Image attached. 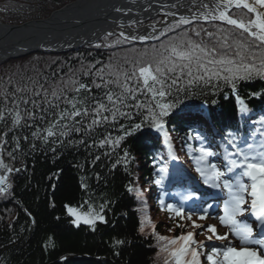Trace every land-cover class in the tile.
I'll return each mask as SVG.
<instances>
[{
	"label": "snow or ice",
	"instance_id": "1",
	"mask_svg": "<svg viewBox=\"0 0 264 264\" xmlns=\"http://www.w3.org/2000/svg\"><path fill=\"white\" fill-rule=\"evenodd\" d=\"M193 4L196 11L190 16L179 15L177 18V12L168 11L164 16L173 19L154 22L147 34L107 32L101 42L93 45L99 49L158 42L133 58L126 57L123 64L96 61L85 67L82 63L80 75L72 72L49 87L31 78L13 84L10 77L9 87L0 93V122L6 129L0 130V172L3 173L0 174V196L11 195L9 178L12 174L26 171V168H15L4 160L5 152L10 162L16 160V153L23 151L22 141L29 143L33 150L37 147L35 141L52 145L50 151L54 154L58 148L83 146L92 157V166L104 156L109 158L113 170L123 166L127 171L134 157L126 149L122 154L117 149L137 133L147 135L144 130L148 129L162 137L169 149V157L178 160L173 155L175 148L168 130V118L183 103L182 97L187 99L197 92L216 95L228 89L235 96L241 117L246 124L252 125L248 131L240 126L225 129L217 142L192 127L210 119L205 111L182 116L189 123L188 131L181 137L182 147L187 150L193 171L199 178L197 183L214 190L213 200L222 201V205L204 201L202 206L186 210L183 203L161 199L163 208L173 213L174 218H179L176 227H192L200 232H182L173 238L156 236L158 255L165 254L164 264H202V257L207 264H264V115L253 118L239 95L243 83L264 79V0H199L198 3L193 0ZM115 11L123 10L116 8ZM200 21L210 23L215 30L203 26L188 27ZM139 23L142 22L132 20L129 27ZM118 27L124 25L120 23ZM110 37L114 39L108 42ZM81 76L88 78L90 83L84 82ZM250 95L260 97L264 92ZM24 129L30 131L31 142L29 135H17ZM113 131L118 135H113ZM10 133L13 147L7 150ZM92 150L102 151L93 155ZM112 157H115L114 161ZM163 159L161 156L160 160ZM154 167L160 174L154 183L160 185L168 168L160 165L159 160L154 161ZM95 177L99 181V173ZM196 177L192 179L196 180ZM86 179L81 177L80 187L87 192ZM138 180L136 177L130 181L126 191L139 199L143 190L138 186ZM198 199L201 198L194 192L182 197L183 202ZM85 203L89 205L86 212L64 206L73 225L77 228L81 224L87 225L95 231L98 223L108 222L106 210L110 201L98 205ZM51 206L55 207V204ZM214 206L222 207L218 224L226 229L223 234H219L217 225L196 222L208 219ZM24 211L31 216L27 209ZM246 213L258 222L260 233L254 231L252 223L239 219ZM181 220L191 224L185 225L180 223ZM204 232L209 233L205 240L195 239ZM215 241L222 244L217 245ZM113 243L122 245L125 241L116 239Z\"/></svg>",
	"mask_w": 264,
	"mask_h": 264
},
{
	"label": "trees",
	"instance_id": "2",
	"mask_svg": "<svg viewBox=\"0 0 264 264\" xmlns=\"http://www.w3.org/2000/svg\"><path fill=\"white\" fill-rule=\"evenodd\" d=\"M73 1L75 0H0V20L20 24L44 19ZM160 20L163 17L157 19ZM193 26L215 30L210 23L198 22L188 27ZM112 39L114 37H110L108 42ZM161 39L166 41L165 37ZM157 43L136 42L99 49L91 45L66 55L42 53L7 61L0 64V93L9 87L10 77L13 84L21 80L27 82L31 78L38 79L45 87L54 86L72 72L80 75L82 63L85 67L96 61L103 64H123L126 57L133 58ZM53 73L56 75L53 76ZM80 78L90 83L88 78ZM254 92H264V79L256 78L243 83L239 88V95L249 102L246 105L254 117H258L262 114L259 110L264 108V96H251ZM182 99L183 103L168 118V130L177 141L189 128L188 120L182 118L188 114L183 112L200 110L205 102L209 104L210 115L218 130L241 126L243 118L239 117L236 99L228 89L216 95L197 92L196 95ZM213 100L216 101L215 104L212 103ZM0 130H6L3 122H0ZM144 131L147 135L137 133L129 137L121 145V149H117L121 154L126 149L134 157L127 171L123 166L113 170L109 158L104 156L92 166V157L83 146L78 149L58 148L54 154L50 151L52 145L45 146L35 141L37 147L33 150L29 143L22 141L23 151L16 153L14 162L8 160L5 152L6 163L15 168H26V171L12 174L9 178L12 184V189L9 190L11 195L0 196V264H164L165 254L158 255L156 236L173 238L179 236L182 230L176 227L178 218L172 217L167 210L159 209L157 202L148 201L145 195L147 186L154 185L156 180V167L154 161H151V155L163 165L166 153L161 142L151 135L152 131ZM17 135H29L31 142L28 129L18 131ZM113 135L118 133L113 131ZM207 135L213 138L210 133ZM12 147L10 133L7 150ZM92 151L95 155L102 150ZM161 156L163 160H160ZM184 156L189 158L188 154ZM79 165L84 167L81 169ZM96 173L100 175L99 181L95 177ZM82 176L87 177V192L80 187ZM136 177L139 178L138 186L143 190L139 199L126 191V186ZM105 200L111 202L106 210L108 222L98 223L95 231L83 224L79 228L74 226L64 207L68 205L86 212L89 210L86 201L98 205ZM53 203L55 207L51 206ZM154 204L156 209L152 207ZM25 209L31 216L26 214ZM141 227L144 228L143 232L140 231ZM171 227L175 230L169 231ZM116 239L125 243L114 245L113 241ZM202 264H207L205 258Z\"/></svg>",
	"mask_w": 264,
	"mask_h": 264
},
{
	"label": "water",
	"instance_id": "3",
	"mask_svg": "<svg viewBox=\"0 0 264 264\" xmlns=\"http://www.w3.org/2000/svg\"><path fill=\"white\" fill-rule=\"evenodd\" d=\"M116 8L123 11L116 12ZM168 11L177 12L178 18L190 16L196 8L193 0H77L43 20L19 25L0 21V63L40 52H72L99 42L107 32L141 24L129 27L132 20L144 23ZM120 23L123 28L118 27Z\"/></svg>",
	"mask_w": 264,
	"mask_h": 264
},
{
	"label": "rangeland",
	"instance_id": "4",
	"mask_svg": "<svg viewBox=\"0 0 264 264\" xmlns=\"http://www.w3.org/2000/svg\"><path fill=\"white\" fill-rule=\"evenodd\" d=\"M71 3V2H70ZM69 4V3H68ZM67 5V4H66ZM153 23H150L149 24V26L150 25H152ZM157 27H159V24H157ZM142 28V24H139V25H137V26H135L134 27V31H135V34H139V31H140V29ZM36 55H39V54H36ZM34 56V55H33ZM52 56H54V55H52ZM58 56V55H57ZM165 225V224H164ZM169 229H174L175 230V228H173V227H171V228H169Z\"/></svg>",
	"mask_w": 264,
	"mask_h": 264
}]
</instances>
